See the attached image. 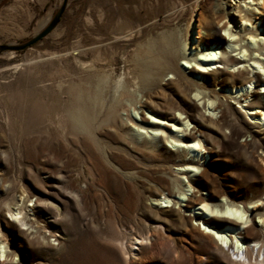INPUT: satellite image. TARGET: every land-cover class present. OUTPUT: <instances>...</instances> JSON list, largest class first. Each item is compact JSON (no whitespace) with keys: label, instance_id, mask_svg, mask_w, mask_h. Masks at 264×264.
Here are the masks:
<instances>
[{"label":"rangeland","instance_id":"rangeland-1","mask_svg":"<svg viewBox=\"0 0 264 264\" xmlns=\"http://www.w3.org/2000/svg\"><path fill=\"white\" fill-rule=\"evenodd\" d=\"M62 1L0 0V45L28 41L53 18ZM196 40L220 53L207 76L212 74L218 81L229 72L236 80L257 75L263 80L264 0H67L59 23L45 38L20 52H0V153L7 158L0 161V177L6 181L0 187V235L16 251L18 264H216L192 248L199 235L192 237L171 223H154L147 217L148 207L178 209L203 231L197 220L220 218L214 210L232 203L246 210L244 217L264 233V181L253 178L245 183L237 178L243 169L227 148L208 155L206 143L199 139L201 152L194 156L185 145L194 142L184 139L193 127L185 116H194L196 109L215 119L219 112L213 109L220 105L232 108L228 113L243 124L246 136L241 140L254 134L264 147V126L257 119L264 112V82H250L249 91L239 95L232 89L221 90L214 82L204 88V77L191 72L202 64L196 59L198 49L191 47ZM230 58L239 64L218 63ZM167 63L186 78H171L164 71ZM134 78L138 87L133 85ZM251 94L258 96L256 104L251 103ZM146 97L161 113L171 104L183 108L185 114L175 113L182 125L156 123L163 129L152 139L154 130L139 120L142 110L150 121L148 109L140 107ZM120 123L128 129L122 130ZM159 156L171 162L158 164ZM180 160L192 161L194 166L180 167ZM159 166L166 169L163 174L155 172ZM200 168H206L226 189L232 187L236 195H244L206 202L204 210L209 215L199 206L186 210L184 205L194 191L188 182ZM136 171L152 179L164 178L168 196L163 192L156 199L137 202L131 177ZM57 172L82 174L86 191L80 208L44 184L45 177H55ZM224 177L227 183L222 182ZM20 187L30 193L46 192L47 196H39L52 199L65 212L53 223L59 237L49 239L51 248L38 245L30 236H11L10 212ZM198 194L206 197L205 192ZM34 199H25L22 216L31 214ZM151 228L158 230L157 255H148L153 241L149 235L148 244L133 255L132 234L139 230L147 237ZM239 240L243 248L237 255L231 242L225 252L230 260L246 264L242 256L248 248L253 263L259 245ZM172 242L183 252L177 263L170 255ZM119 248L127 252L123 258Z\"/></svg>","mask_w":264,"mask_h":264},{"label":"bare ground","instance_id":"bare-ground-1","mask_svg":"<svg viewBox=\"0 0 264 264\" xmlns=\"http://www.w3.org/2000/svg\"><path fill=\"white\" fill-rule=\"evenodd\" d=\"M238 6L234 7V10L238 13ZM222 30L226 29V24H223L221 27ZM200 44V41H195L191 46L192 49H198L196 59L202 62L199 68H191V72L193 75L204 77L203 87H211L213 82L215 86H218L221 90H233L237 95L241 93H247L251 87L250 82H260L263 83L259 75L255 76V78H246L245 76H241L240 79L236 80L235 76L229 72H225L222 74V77L217 81L213 79L212 74L207 76L205 73L210 68V65L215 62V60L219 57V52L216 47H205L203 48ZM218 63L224 65H229V67L235 66L239 64L235 59H221ZM165 70L167 73L171 75V78L177 76L181 78H186L184 73L176 66H171V64H164ZM129 73V72H128ZM218 73V72H217ZM214 73V74H217ZM241 75V74H239ZM127 79L123 83L126 85ZM121 78L117 82V89L120 87ZM248 84V85H246ZM122 85V87H124ZM133 85L138 87L139 82L134 78ZM264 88V85H263ZM116 89V90H117ZM250 97L251 103L255 102L256 104V94H251ZM247 97H244V99ZM158 106L156 103H153L149 97H146L143 105L140 106L141 109L147 108L146 111L149 120H146L143 117V111L140 110L139 120L141 123L147 124L154 131L150 136L152 139L162 133V127L157 126L156 123L163 125L164 121L179 123L182 125L180 120L175 116L176 114L183 115L185 114V110L178 105L171 104L169 107L165 108L164 113L158 111ZM252 106H254L252 104ZM218 109L219 115L217 118L213 119L211 117H207L204 115H200L196 109H194V116H197L199 120H195L194 116L187 115L184 118L188 120H192L193 127L192 131H190L187 135H184V139L187 141H192L194 143L185 144L186 150L193 154L194 156H198L201 152V147H197V142L199 139H203L206 143V147L204 148L208 155L216 154L222 147L227 148L231 157L239 161V166L243 169L241 173H238L237 178L241 179L245 183L252 182L251 180L255 178L257 181H264V147H262L260 141L254 134H250L249 139L241 140L246 136V132L244 131V126L241 122L234 119L228 111H231L232 108L226 106L222 108V106L217 105L213 110ZM252 109V107L248 108ZM163 116V117H162ZM258 117V115H255ZM156 117V118H155ZM260 118H257L261 124L264 126V112L260 113ZM165 123V122H164ZM119 127L122 130H127L128 126H124L123 123H120ZM124 128V129H123ZM223 129L228 130V133L225 134ZM172 131V130H171ZM182 142L181 139H179ZM145 144V143H144ZM54 150L59 151L60 147L53 143ZM152 151H155L153 146ZM141 151V150H140ZM143 154L142 157H148L147 153L141 152ZM230 157V158H231ZM66 159H70V156H65ZM173 159V158H172ZM6 160V153H0V161ZM167 161V162H166ZM163 160L162 157H158V164H166L171 162V160ZM180 167L183 166H194L192 161L184 162V160H180ZM156 173L163 174L166 171L165 168L159 166ZM82 174L77 173L73 176H70L68 172L61 173L57 172L55 177L47 176L44 178V184L54 189L56 194L58 193L65 199L72 200L76 207L80 208L82 205L83 197L86 191V186L82 181ZM227 176V175H226ZM133 185L137 192L136 200L141 203L139 200L141 198H158L160 195H163V192H167V183L166 180L162 177L158 179L145 177L142 173L137 172L132 176ZM223 183H227V177H224L222 180ZM6 181L0 177V187ZM149 183L154 184L156 187L150 186ZM189 185L192 186L193 192L187 198V202L185 203V209L189 210L192 207L199 206L205 209L206 202H213L219 198L229 197V198H239L240 195H236V189L229 187L226 189L222 183L218 181V179L210 174L206 168H200L198 174L195 179L189 180ZM2 190V189H1ZM16 193H18V199L12 206L10 216H11V225L13 229H11V236L15 239L18 235H24L26 237H31L34 239L35 243L42 247H52L49 243V239L52 238L53 241L56 240L59 235H57L56 231L53 229L55 218L64 217L65 212L62 213L59 210L58 205L55 201L48 197H40V194L48 195L43 191H33L32 193L29 190L23 189L20 187L16 189ZM199 191L205 192L206 197L198 194ZM37 192V193H36ZM244 193V191H243ZM31 197H34L33 206L30 211L31 214L22 216L21 212L23 210L22 204H24L25 199L27 201L30 200ZM255 197L252 196L250 199L253 200ZM163 199V198H162ZM164 202L167 200L163 199ZM144 205V204H141ZM258 205H254L257 208ZM40 207V211L39 208ZM164 207V206H162ZM166 208V207H165ZM147 209V217L152 220L154 223H162V224H174L183 228V232L186 234L193 236L199 235L196 240V244L192 245V248L199 252L201 256H204L205 259H209L214 261L216 264H240L239 262H235L230 260L228 253L225 252L224 248L228 246L231 242L233 248L236 251V255L243 248L242 244H239V238H242L241 243H249L252 242L254 245H259L257 254L261 251L262 258L260 261H257V254L253 258V263H251L252 252L248 248L245 249L243 260L245 259L246 264H264V233L258 231L254 225L250 224L248 219L244 217V212L246 210L236 207L234 204H223L219 206V208L215 209L216 214L222 215L220 218H211V219H203L197 220L198 223H201L203 227V231L200 230L197 226H194L192 221L193 219L189 215L182 214L178 209L170 208L164 210H151L149 207ZM45 211V213H42ZM46 211H51L48 213ZM203 214L209 215L205 210L202 212ZM208 217V216H207ZM52 218V220H50ZM196 221V220H195ZM262 224L264 225V220H262ZM207 229V230H205ZM151 231L148 232L147 237L140 233L139 230L132 234L131 245L133 246L130 249V252L133 255L140 253V251L144 248L145 245L148 244V235L153 237V241L149 242L150 251L148 252L149 256L157 255L159 249L156 248V234L158 233L157 228H151ZM207 232L206 233H204ZM239 232V236L235 235ZM47 233V234H46ZM205 237L206 240H204ZM219 237V239H217ZM3 238V239H2ZM5 235L1 233L0 235V264H18V258L16 251L11 249L4 242ZM119 253L123 258L126 255V251L122 248H119ZM171 258L175 263L180 261V258L183 256V252L181 248H179L175 242H172V247L170 249Z\"/></svg>","mask_w":264,"mask_h":264},{"label":"water","instance_id":"water-1","mask_svg":"<svg viewBox=\"0 0 264 264\" xmlns=\"http://www.w3.org/2000/svg\"><path fill=\"white\" fill-rule=\"evenodd\" d=\"M67 0H63L60 8L57 10L53 18L47 23V25L40 30L35 36L30 38L28 41L22 43V44H4L0 45V52H8V51H14V52H20L25 50L26 48L31 47L32 45L36 44L43 38H45L59 23L60 18L65 10Z\"/></svg>","mask_w":264,"mask_h":264},{"label":"snow or ice","instance_id":"snow-or-ice-1","mask_svg":"<svg viewBox=\"0 0 264 264\" xmlns=\"http://www.w3.org/2000/svg\"><path fill=\"white\" fill-rule=\"evenodd\" d=\"M261 91H264V89H261ZM205 230H207V229H205ZM217 239H219V237H217Z\"/></svg>","mask_w":264,"mask_h":264}]
</instances>
